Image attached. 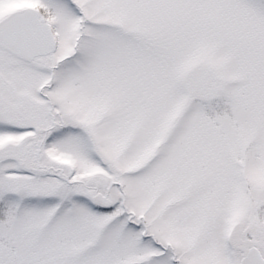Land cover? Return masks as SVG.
<instances>
[{
    "label": "snow or ice",
    "instance_id": "obj_1",
    "mask_svg": "<svg viewBox=\"0 0 264 264\" xmlns=\"http://www.w3.org/2000/svg\"><path fill=\"white\" fill-rule=\"evenodd\" d=\"M0 264H264V0H0Z\"/></svg>",
    "mask_w": 264,
    "mask_h": 264
}]
</instances>
